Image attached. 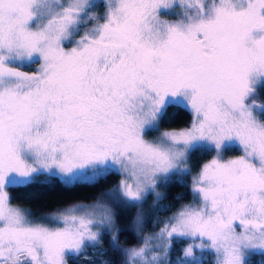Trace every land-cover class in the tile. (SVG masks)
I'll return each mask as SVG.
<instances>
[{
  "label": "snow or ice",
  "instance_id": "obj_1",
  "mask_svg": "<svg viewBox=\"0 0 264 264\" xmlns=\"http://www.w3.org/2000/svg\"><path fill=\"white\" fill-rule=\"evenodd\" d=\"M262 88L264 0H0V264H69L101 229L123 264H264ZM170 107L187 127L161 131ZM195 153L212 155L193 202L146 233L148 198L163 210L158 188ZM113 172L104 195L137 208V245L120 247L106 199L35 218L7 191ZM176 238L192 243L173 261Z\"/></svg>",
  "mask_w": 264,
  "mask_h": 264
},
{
  "label": "trees",
  "instance_id": "obj_2",
  "mask_svg": "<svg viewBox=\"0 0 264 264\" xmlns=\"http://www.w3.org/2000/svg\"><path fill=\"white\" fill-rule=\"evenodd\" d=\"M258 96L264 101V88L259 90ZM191 115L186 110L170 107L161 121V130H173L188 125ZM230 154V153H229ZM211 153H195L191 156L189 167L191 173L185 176H174L166 184H162L158 191L163 199L156 206L163 210L154 213L149 206L146 215L150 218L146 224L145 232L154 231L161 222L179 207L189 203L192 199L191 178L199 170V167L211 156ZM117 175L111 173L106 177L98 179L94 183H75L65 184L55 176L38 175L34 181L26 185L10 187L7 189L12 203L15 206L29 210L33 217L41 218L61 210L77 202H94L98 198L106 199L111 204L114 214L116 227L120 230V247L133 246L138 243V237L132 227L133 208L122 203L108 200L104 195L116 186ZM103 244L97 248H87L86 256L73 257L69 264H98L100 261H106L107 264H123V256L120 252L114 251L109 246V232L103 234ZM184 240H174L172 244L171 259L178 254L180 246ZM103 250V251H101Z\"/></svg>",
  "mask_w": 264,
  "mask_h": 264
},
{
  "label": "rangeland",
  "instance_id": "obj_3",
  "mask_svg": "<svg viewBox=\"0 0 264 264\" xmlns=\"http://www.w3.org/2000/svg\"><path fill=\"white\" fill-rule=\"evenodd\" d=\"M166 18H174V17H166ZM35 67H37L36 65H33L32 66V69H28V70H34L35 69ZM258 102H261V103H264V101L262 100V99H260V97L257 95V96H255L254 97ZM190 122V121H189ZM189 124V123H188ZM188 125H186V126H184V127H181V128H178V129H173V130H181V129H183V128H185V127H187ZM161 131H166V130H161ZM234 154H237V153H230L229 155H234ZM209 159H211V156L209 157ZM209 159H207L206 161H208ZM205 161V162H206ZM205 162H203V163H205ZM202 163V164H203ZM113 173H115V172H113ZM116 174V173H115ZM196 174V173H195ZM194 174V175H195ZM117 175V182H116V186H118L119 185V183H120V181L124 178L123 177V175H121V174H116ZM193 175V176H194ZM45 176H49V175H45ZM55 177H57L58 179H60L59 178V176H55ZM61 180V179H60ZM191 190H192V178H191ZM115 186V187H116ZM114 187V188H115ZM193 199H194V197H193V193H192V199H191V201H189V203H187V204H184V205H182V206H185V205H188V204H190V203H192L193 202ZM95 202V201H94ZM91 203H93V202H77V203H75V204H91ZM75 204H72V205H75ZM153 204V197H149L148 198V200H147V203L144 205V211H145V214L148 212V210H149V206L150 205H152ZM72 205H70V206H72ZM70 206H67V207H65V208H63V209H61V210H58V211H55V212H53V213H49L48 215H46V216H43V217H41V218H45V217H49V216H54L55 214H57V213H59V212H61V211H63V210H65L66 208H68V207H70ZM128 207H132V206H130V205H127ZM181 206V207H182ZM181 207H179L178 209H180ZM133 208V214H132V218L135 216V214H136V212H137V208H135V207H132ZM177 209V210H178ZM176 210V211H177ZM160 226H162V224L160 225ZM159 226V227H160ZM158 227V228H159ZM158 228L156 229V230H154V231H148L147 233L148 234H151V233H153V232H155V231H158ZM101 231L103 232V234H105V233H107V231H105V230H103V229H101ZM174 240H182V239H178V238H176V239H174ZM173 240V241H174ZM189 243H192V241L191 240H184V243L180 246V248H179V251H178V254H176L174 257H173V261H175V259H176V257L177 256H181L182 255V249L184 248V247H186ZM197 243H198V241H197ZM138 244V243H137ZM136 244V245H137ZM87 254H86V252L82 255V256H86ZM196 255H200V252H199V250H196ZM252 259L255 261V260H259L260 259V257L259 256H253L252 257ZM91 264H96L95 262L94 263H91ZM98 264H102V261H100L99 260V262H98ZM204 264H215V255L214 254H212L211 252H208V253H205V255H204Z\"/></svg>",
  "mask_w": 264,
  "mask_h": 264
}]
</instances>
